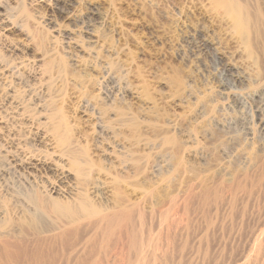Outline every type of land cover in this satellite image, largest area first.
<instances>
[{"label":"rangeland","instance_id":"374dc122","mask_svg":"<svg viewBox=\"0 0 264 264\" xmlns=\"http://www.w3.org/2000/svg\"><path fill=\"white\" fill-rule=\"evenodd\" d=\"M212 1L0 0V64L11 68L0 73V249L7 248L0 264H138L124 221L123 234L105 237L70 226L57 204L67 207L79 191L108 208L121 191L137 232L142 211L138 236L144 244L154 238V253L142 249L158 257L153 264H238L254 251L264 229V0H233L248 6L236 5L249 35L236 30L234 12ZM55 59L67 76L51 67ZM102 103L128 107L124 118L136 115L137 136L112 122L114 110L100 115ZM56 107L70 146L85 147L101 165L85 189L52 134ZM235 180L249 183L241 192ZM210 186L225 200L237 196L234 213L199 207ZM19 236L35 242L25 246Z\"/></svg>","mask_w":264,"mask_h":264},{"label":"bare ground","instance_id":"6f19581e","mask_svg":"<svg viewBox=\"0 0 264 264\" xmlns=\"http://www.w3.org/2000/svg\"><path fill=\"white\" fill-rule=\"evenodd\" d=\"M236 1H238V0H236ZM246 1V0H245ZM254 1V0H253ZM211 2H213L212 0H211ZM216 2V4L217 5H219V6H222L223 7V10L222 11H226V12H234L233 14L235 15V18H236V20H235V23H236V25H237V28H236V30L239 28L240 30H242L243 28V30H244V32L246 31V28H248L247 26H248V23H249V18H248V16L246 17V16H244V15H241V12L242 11H244L245 12V10L247 9V8H244L243 7V5L245 6V4L243 3L242 4V7L245 9H243L240 5H241V3H240V5L238 4V2H236V4H234V1L233 0H216L215 1ZM247 2V1H246ZM255 2V1H254ZM214 3V2H213ZM211 5H212V3H211ZM236 5H239L241 8H242V11H240V8H239V6L237 7ZM252 6V5H251ZM245 7H248V6H245ZM217 8V7H216ZM256 9V8H255ZM207 10V9H206ZM216 10V9H215ZM214 10V11H215ZM221 10V9H220ZM210 11V10H209ZM249 11V10H248ZM248 11H246L247 12V14H248ZM257 11V10H256ZM226 14V13H225ZM229 14V13H228ZM249 14H251L250 13V11H249ZM212 15V14H211ZM227 15V14H226ZM231 15V14H230ZM233 15V16H234ZM233 16H232V18H233ZM250 16H252V15H250ZM256 16V15H255ZM231 17V16H230ZM258 17V16H257ZM259 19V18H258ZM257 20V19H256ZM233 22H234V18H233V20H232ZM232 22V23H233ZM234 23V24H235ZM253 24V23H252ZM251 25H249V27H250ZM236 27V26H235ZM253 27H254V25H253ZM242 28V29H241ZM251 28V27H250ZM262 29V28H261ZM247 30H250V29H247ZM250 31H252V30H250ZM240 32V31H239ZM243 32V31H242ZM241 32V33H242ZM247 32H249V31H246L245 33H247ZM257 32V31H256ZM241 33H238L239 35H243V34H241ZM250 33V32H249ZM258 33V32H257ZM246 34H244L243 36H245ZM247 35H249L248 33H247ZM247 35H246V37H247ZM251 35V34H250ZM258 37V36H257ZM236 38V37H235ZM245 38V37H244ZM248 38H249V36H248ZM232 39V38H231ZM240 39V38H239ZM254 39V38H253ZM245 40V39H244ZM245 41H247V39L245 40ZM250 41V40H249ZM254 41V40H253ZM257 41V40H256ZM1 58V57H0ZM4 59V58H3ZM51 59V58H50ZM49 59V60H50ZM4 61V60H3ZM48 63H49V61H48ZM9 63L6 61V63H2V64H0V73H1V71H5L4 69H5V67H6V70L7 69H9V71H10V67H8L9 65H8ZM12 64V63H11ZM50 65H51V67L52 68H54V71H56V73H58V74H63L64 76L66 75V64L64 63V61H61V60H53L51 63H49ZM29 66V65H28ZM4 67V69H2V68ZM13 67V66H12ZM50 67V66H49ZM50 67V68H51ZM112 67V66H111ZM20 68V67H19ZM29 68V67H28ZM51 68V69H52ZM114 68V67H113ZM85 73V72H84ZM57 74V75H58ZM13 75V74H12ZM51 75H52V73H51ZM21 76V75H20ZM55 76V75H54ZM67 76V75H66ZM82 76H84V78H85V75H82ZM17 77V76H16ZM15 77V78H16ZM61 78H62V76H61ZM64 78V77H63ZM76 78H78V77H76ZM17 79V78H16ZM57 79V78H56ZM64 80V79H63ZM66 80V79H65ZM83 80V79H82ZM85 80H86V78H85ZM87 81V80H86ZM86 81H84V82H86ZM90 81V80H89ZM93 81V80H92ZM12 82V81H11ZM64 82V81H63ZM1 85V84H0ZM29 85V84H28ZM58 86V85H57ZM56 86V87H57ZM27 87V86H26ZM85 87V89L81 92L82 93V96H85V97H89V95H88V93H89V91H88V88L86 87V86H84ZM5 88H6V86H5ZM24 90V89H23ZM58 90V89H57ZM22 91V90H21ZM54 91H55V89H54ZM60 91H63V89L61 90V88H60ZM33 92V91H32ZM26 93V92H25ZM61 93H63V92H60V94ZM59 94V91H58V93H57V95ZM59 94V95H60ZM5 95H6V93H5ZM148 95V94H147ZM7 96V95H6ZM80 96H81V94H80ZM91 96H93V95H91ZM90 96V97H91ZM31 98V97H30ZM57 98H59V97H57ZM92 98V97H91ZM54 99V98H53ZM52 99V100H53ZM55 101V100H54ZM58 102V101H57ZM55 104V103H54ZM103 104V103H102ZM51 105V104H50ZM100 105V104H99ZM49 106V105H48ZM57 106V105H56ZM53 108V107H52ZM55 108V107H54ZM99 114L100 115H104V114H107L111 109L112 110H114V115H115V119L114 120H112V122L114 121L115 122V124H119V126L121 127V126H123V125H128L130 128L132 127V129H131V131H132V134L133 135H136V131L137 130H139L138 129V124L136 123V121H135V119H136V115H133L134 113H132V115H133V117H130V118H128L127 120H126V118H124V115L126 114V113H129V112H126V111H128V110H130L128 107H124L123 105H121V104H118L117 106L115 105V107H111V106H107L106 104H103V105H100L99 107ZM153 108V107H152ZM22 109V108H21ZM57 107H56V110H55V112H54V114H53V116H51V118H49V119H52L53 121H54V123L52 124H50V125H52L51 127L52 128H55V130H54V132L52 133L53 135H54V137L55 138H57L56 140H57V142H59L58 143V145H60L59 147H61V146H63V148L62 149H64L66 152H68V157H70L69 159H70V161H72V166H73V168H74V170H75V172L77 173L76 174V177H75V179H77V184H79L83 189H85L84 187H86L88 184H89V178H90V172H91V170H92V168H94V166L96 165L97 166V169L96 170H98L99 171V169L101 168V165L100 164H97V163H99V161L96 163V164H94L93 162H92V158L89 156V158H88V150L87 149H85V147H82V148H84V149H80V148H78V149H75V148H77L78 147V145H77V147H75L74 148V146L72 147V146H70V144H72L70 141H69V139H70V137H71V135L70 134H72L71 133V131H70V127L68 126V124H67V122L65 121V119H64V117H65V115L64 116H62L64 113H62V115L61 114H58V113H60L61 111H62V109H59V112L57 111ZM53 110V109H52ZM29 113V112H28ZM33 113V112H32ZM51 113V112H50ZM131 114V113H130ZM158 114V113H157ZM52 115V114H51ZM129 115V114H128ZM29 116V115H28ZM135 116V117H134ZM152 116V115H151ZM48 119V120H49ZM162 119V118H161ZM31 120V119H30ZM138 120V119H137ZM127 121L129 122V123H127ZM110 122H111V120H110ZM113 122V123H114ZM140 122V121H139ZM48 123V122H47ZM141 123V122H140ZM144 123V122H143ZM54 125V126H53ZM118 126V125H117ZM50 127V126H49ZM160 129V128H159ZM51 131V130H50ZM70 131V132H69ZM70 133V134H69ZM137 134H138V132H137ZM7 135V134H6ZM52 135V136H53ZM139 135V134H138ZM126 136V135H125ZM137 136V135H136ZM73 137V136H72ZM139 137V136H138ZM137 137V138H138ZM147 137V136H146ZM124 138V137H123ZM133 138V137H132ZM135 139V140H138V139ZM163 140V139H162ZM165 140V139H164ZM148 141V140H147ZM167 141V140H166ZM176 141V140H175ZM56 142V143H57ZM135 142H137V141H135ZM169 142V141H168ZM168 142L166 143V144H168ZM162 143V142H161ZM172 143V142H171ZM74 144V143H73ZM148 144V143H147ZM164 144V143H163ZM163 146V145H162ZM162 146H161V148H162ZM178 147V146H177ZM184 147V146H183ZM61 149V150H62ZM175 149V148H174ZM154 150V149H153ZM166 150V149H165ZM2 152V151H1ZM10 152V151H9ZM172 153V152H171ZM64 154V153H63ZM132 154V153H131ZM173 154V153H172ZM4 155V154H3ZM11 155V154H10ZM129 156H131V155H129ZM127 157V156H126ZM173 157V156H172ZM131 158H132V156H131ZM148 158H149V156H148ZM147 159V158H146ZM126 159L124 158V160L121 158V162H123V161H125ZM130 160V159H129ZM22 161V160H21ZM138 162V161H137ZM132 163V162H131ZM123 164V163H122ZM134 164V163H133ZM19 165V164H18ZM134 166V165H133ZM10 168V167H9ZM135 168V167H134ZM102 169H103V167H102ZM176 170V169H175ZM5 171V170H4ZM9 172V171H8ZM138 172V171H137ZM133 173H135V172H133ZM119 178V177H118ZM249 179V178H248ZM259 179H260V177H259ZM8 180V179H7ZM165 180V179H164ZM254 180V179H253ZM250 181V184H253V186H256V182L255 181ZM119 180H117L116 179V182H118ZM121 181V180H120ZM123 181V180H122ZM114 182V181H113ZM235 184H234V188L236 187V188H239L240 190H241V192H242V190H244L242 187L243 186H245V185H248V183H249V181H248V183L246 184V181L245 180H240V181H237V180H235ZM255 182V183H254ZM76 183V182H75ZM91 183V182H90ZM110 183V182H109ZM258 183V182H257ZM107 184V183H106ZM114 184H116L115 182H114ZM216 184V183H215ZM259 184V183H258ZM258 184H257V186H258ZM92 185H93V183H92ZM217 185V184H216ZM79 186V187H80ZM116 186H118V184H116ZM115 187V186H114ZM216 187H218V186H216ZM216 187H214V186H210V188L209 187H205V188H209V189H205L204 191H202L201 192V194L199 195V200H195V198H194V200L196 201V203H199V207H205V206H210V207H216L217 205H222V206H224L225 205V207H227V211H228V214H232V213H234L235 211V206H236V198H237V196L235 197V195H230V197H228V199L227 200H225V198H223L220 194H219V190H217V188ZM204 188V187H203ZM242 188V189H241ZM81 189V188H80ZM251 190H252V187L250 188ZM49 190L50 191H52L53 190V187H50L49 188ZM203 190V189H202ZM237 190V189H236ZM251 190H249L250 192H251ZM55 191V190H54ZM189 191H190V189H189ZM199 191V190H198ZM201 191V190H200ZM239 191V190H238ZM248 191V190H247ZM246 191V192H247ZM85 191H83V192H80L79 191V195H75V196H77L76 197V199L74 200V202L72 201V204L70 203L69 205H67V207L65 206L66 204H64V207H62V205H59V203L57 204V203H55V204H57L56 206H57V208L60 210L59 212H63V213H65L64 214V216L65 217H67L69 220H66V221H68L69 222V224L71 223L72 225H73V228H75L76 230H78V234H81V233H85V232H88V231H90V230H96V234L97 235H99V236H104L105 237V235H109L111 232H113L114 230L115 231H117V232H119L120 234H123V221L125 222V225L127 224L128 226H130V230H128V231H130L129 233H131V234H129V235H131V239H130V237H129V244L131 245V246H129L128 245V247L130 248V249H132V251H133V249H134V252L136 251L137 252V254H135L134 253V256L135 255H137V258H140V262L141 263H143V260H141V259H143V258H141V255L140 254H138V253H142V254H144L143 252H147V247L149 246V245H152V243L154 242L153 240H154V238L152 239V237H151V241L149 242L148 241V243H150V244H148L147 242L145 243L146 245H148L145 249L146 250H142V249H144V242H143V240L142 239H144L145 237H139L141 234L140 233H143L142 232V227L144 226V225H142V224H145V221H143V219L145 220V218L147 217H143V215H142V211H140L139 212V210H138V215H137V218H136V216H135V219H142V220H140L141 221V223H140V221L139 220H137L139 223H138V226H140V229H141V231L139 230V232H137L138 230H136V229H138L137 228V226H135V224H133L134 222V217H133V215L132 214H135V213H133V212H131V211H127V212H125L124 211V213H123V205H122V203H124V201H123V199H122V197L123 196H121V195H123L122 193H121V191H119L118 190V193H117V191H115L117 194V196H116V198L117 199H115V201H113V208H111V207H107V206H96V204L95 203H93L92 201L93 200H90L89 198H88V196L84 193ZM186 192V191H185ZM232 192H234L233 190H231V192L230 193H232ZM87 193V192H86ZM114 193V192H113ZM194 193V192H193ZM238 193V192H237ZM237 193H233V194H236L237 195ZM247 193H249V192H247ZM246 193V194H247ZM121 194V195H120ZM186 194V193H185ZM187 194H191V193H187ZM196 194V193H195ZM118 195H120V196H118ZM194 194H192V196H193ZM225 195V194H224ZM249 195V194H248ZM31 196H32V194H31ZM35 196V195H34ZM186 196V195H185ZM191 196V195H190ZM191 196V197H192ZM196 195H194L193 197H195ZM227 196V195H226ZM229 196V195H228ZM28 197H30V196H28ZM225 197V196H224ZM34 198V197H33ZM36 198V197H35ZM188 198V197H187ZM227 198V197H226ZM247 198V197H246ZM112 199V198H111ZM189 199V198H188ZM191 199H193V198H191ZM196 199H197V197H196ZM30 200H32V199H30ZM171 202L170 203H172V200H170ZM193 201V200H192ZM194 201V202H195ZM183 202V201H182ZM184 202H187L186 201V197H185V199H184ZM183 202V203H184ZM189 202H190V200H189ZM101 203V202H100ZM109 203V202H108ZM151 203V202H150ZM191 203V202H190ZM189 203V204H190ZM182 204V203H181ZM98 205V204H97ZM126 205V204H125ZM132 205V204H131ZM171 205V204H170ZM183 205V204H182ZM185 205V204H184ZM183 205V206H184ZM172 206V205H171ZM180 206V205H179ZM186 206H187V203H186ZM186 206H185V208H186ZM189 206V205H188ZM214 207V208H215ZM126 208V207H125ZM137 208V207H136ZM184 208V209H185ZM242 208V207H241ZM110 209V210H109ZM134 209V208H133ZM166 209V208H165ZM167 209H169V208H167ZM182 209V208H181ZM183 209V210H184ZM186 209H188V208H186ZM202 209V208H201ZM237 209V208H236ZM203 211H204V209H202ZM153 211V210H152ZM165 211V210H164ZM163 211V212H164ZM171 211V210H170ZM182 211V210H181ZM243 211V210H242ZM57 212H58V210H57ZM58 212V213H59ZM134 212H135V210H134ZM166 212H167V210H166ZM205 212V211H204ZM141 213V214H140ZM153 213H154V211H153ZM162 213V212H161ZM170 213V212H169ZM207 213V212H206ZM205 213V214H206ZM221 213V212H220ZM224 213V212H223ZM136 214H137V212H136ZM151 214V212L149 213V215ZM163 214V213H162ZM167 214V213H166ZM166 214H163L162 216H159V218H162L163 220H165V215ZM174 214V213H173ZM179 214V213H178ZM203 214V217H206L205 216V214L204 213H202ZM242 214H244V213H242ZM146 215V214H145ZM148 215V216H149ZM152 216H153V214H151ZM151 215H150V217H151ZM159 215H161V214H159ZM168 215V214H167ZM183 215V214H182ZM227 215V214H226ZM225 215V216H226ZM158 216V215H157ZM187 216V215H186ZM214 216V215H213ZM228 216V215H227ZM64 217V218H65ZM174 217V216H173ZM172 217V218H173ZM184 217V216H183ZM208 217V216H207ZM241 217V216H240ZM157 219L158 221L159 220H161V219ZM170 218V217H169ZM178 218V217H177ZM186 218V217H185ZM209 218V217H208ZM213 218V217H212ZM220 218V217H219ZM166 219H167V217H166ZM222 219V218H221ZM147 220V219H146ZM149 220H150V218H149ZM148 220V221H149ZM152 220V222H154L153 220L154 219H151ZM150 220V221H151ZM170 220V219H169ZM207 220V219H206ZM217 220V219H216ZM222 220H225V219H222ZM227 220V219H226ZM236 220H237V218H236ZM166 221V220H165ZM180 221V220H179ZM182 221V220H181ZM144 222V223H143ZM157 222V221H156ZM161 223H162V220L160 221ZM159 222V223H160ZM167 222V221H166ZM171 222V221H170ZM178 222V221H177ZM137 223V222H136ZM150 223V222H149ZM176 222H174V224H175ZM228 223V222H227ZM240 223V222H239ZM31 224V223H30ZM70 224V226H72ZM140 224V225H139ZM152 224V223H151ZM153 224H157V223H153ZM163 224V223H162ZM165 224V223H164ZM163 224V225H164ZM171 224H172V222H171ZM207 224V223H206ZM210 224V223H209ZM124 225V226H125ZM157 225H159V224H157ZM183 225V224H182ZM212 225V224H211ZM241 225V224H240ZM142 226V227H141ZM146 226V225H145ZM149 226V225H148ZM160 226V225H159ZM159 226H157L158 228H159ZM162 226V225H161ZM176 226V225H175ZM214 226V225H213ZM222 226V225H221ZM229 226H230V224H229ZM165 227H166V229H168L169 227L171 228V225L170 224H166L165 225ZM164 227V228H165ZM231 227V226H230ZM239 227V226H238ZM127 228V227H126ZM162 228V227H161ZM173 228V227H172ZM247 228V227H246ZM145 229V228H144ZM160 229V228H159ZM163 229V228H162ZM166 229H164L165 231H168V230H166ZM174 229V228H173ZM181 229V228H180ZM171 230V229H170ZM176 230V229H175ZM182 230V229H181ZM208 230V229H207ZM206 230V231H207ZM256 230V229H255ZM260 231V233H259V237L257 236L256 238H260V236H264V229H259ZM127 231V232H128ZM147 231V230H146ZM160 231H162V230H160ZM232 231V230H231ZM245 231V230H244ZM144 232H145V230H144ZM169 232V231H168ZM171 232V231H170ZM169 232V233H170ZM179 232V231H178ZM228 232V231H227ZM258 232V231H257ZM115 233V232H114ZM125 233H126V231H125ZM165 233V232H164ZM173 233V231L171 232V234ZM236 233V232H235ZM95 234V235H96ZM120 234H119V236H120ZM145 234V233H144ZM147 234V233H146ZM149 234H150V232H149ZM165 234H167V232L165 233ZM128 235V234H127ZM139 235V236H138ZM161 235V234H160ZM169 235V234H168ZM223 235V234H222ZM228 236H229V234H227ZM145 236H147V235H145ZM167 236V235H166ZM171 236V235H170ZM175 236V235H174ZM20 237V236H19ZM124 237V236H123ZM141 238V239H139V238ZM148 237V236H147ZM239 237V236H238ZM168 238V243H171V242H169L171 239H174V238H171V239H169L170 237H166V239ZM246 238V237H245ZM256 238H254V239H256ZM17 239V238H16ZM258 239H256L257 241H254V243L255 242H257L258 243V246L255 248V246H254V251L253 252H251L250 250L252 249V248H250L248 251H250V253H248L247 255H246V257H244V258H242V260H241V262L239 263V261H238V264H264V237H263V244H259V242H258ZM138 240H142L141 242L140 241H138ZM19 241L21 242V243H23L25 246H27L28 244H30V243H34L35 241H34V239L33 238H31V237H29V236H21L20 237V239H19ZM152 242V243H151ZM167 242H165V244H167ZM229 242V241H228ZM156 244V243H155ZM158 244V243H157ZM172 244V243H171ZM239 244V243H238ZM255 245H256V243H255ZM155 246V245H154ZM154 246H149L150 247V249H152ZM164 246V245H163ZM169 246H171V245H169ZM238 246V245H237ZM252 246H253V244H252ZM148 247V248H149ZM156 247V246H155ZM154 247V248H155ZM154 248H153V250H151V252L152 253H154ZM166 249L168 248V245H166V247H165ZM164 248V249H165ZM150 249H148V251L150 250ZM163 249V248H162ZM163 249V251H165ZM171 249V248H170ZM1 250H3V251H1ZM142 250V251H141ZM180 250H183V249H180ZM128 251H130V250H128ZM155 251H156V249H155ZM167 251H169V250H167ZM179 251V250H178ZM224 251V250H223ZM146 252H145V254H146ZM150 252V251H149ZM183 252V251H182ZM3 253H5V254H7V248L4 246L3 248H1L0 249V262H4L3 261V257H2V254ZM152 253H149V255H151L150 256V258H152V256L154 255V254H152ZM164 252H162V254H163ZM211 253V252H210ZM233 253V252H232ZM239 253V252H238ZM131 254V253H130ZM156 254V253H155ZM162 254H160V255H162ZM164 254H166V253H164ZM168 254V253H167ZM185 254V253H184ZM205 254V253H204ZM139 255V256H138ZM147 255V257L146 256H144V255H142L144 258L146 257V258H148V254H146ZM159 255V256H160ZM171 255V254H170ZM182 255V254H181ZM243 255V254H242ZM263 255V256H262ZM131 256V255H130ZM157 256V255H156ZM156 256H154V257H156ZM162 256H164V255H162ZM162 256L160 257V259H162V260H164L163 258H165V259H167L166 257H163L162 258ZM172 256V255H171ZM170 256V257H171ZM205 256V255H204ZM213 257V256H212ZM236 257V256H235ZM263 257V258H262ZM8 258H9V256L8 255H6V260H8ZM145 258V259H146ZM150 258H148V259H144L145 260V264H146V261L147 260H150V262H151V260H155L156 258V260L155 261H159V259H158V257H156V258H153V259H150ZM237 258V257H236ZM239 258V257H238ZM261 258H262V260H261ZM128 259V258H127ZM228 259V258H227ZM258 259H260V261H262V262H260ZM218 260V259H217ZM216 260V261H217ZM222 260V259H221ZM137 263L139 264L140 262H139V259H137ZM155 261H154V263H155ZM214 261V260H213ZM258 261L260 262V263H258ZM153 262V261H152ZM151 262V263H152ZM160 262V261H159ZM159 262H157V264H160ZM162 262H164V261H162ZM203 263L204 262H206V261H202ZM218 263V262H217ZM147 264H149V262L147 261ZM153 264V263H152ZM233 264V263H232Z\"/></svg>","mask_w":264,"mask_h":264}]
</instances>
